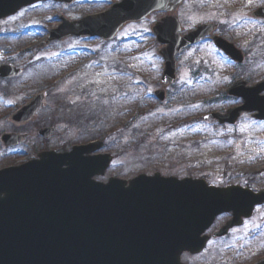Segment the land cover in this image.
<instances>
[{
	"label": "rangeland",
	"instance_id": "1",
	"mask_svg": "<svg viewBox=\"0 0 264 264\" xmlns=\"http://www.w3.org/2000/svg\"><path fill=\"white\" fill-rule=\"evenodd\" d=\"M262 6L263 0H185L176 12L182 34L200 24L216 23V34L247 52L248 62L235 65L210 40L203 41L176 58L178 81L165 89L162 102L154 97L161 89L163 63L155 53L160 46L151 37V18L124 27L108 45L66 40L40 50L47 30L57 25V14L70 10L56 5L22 10L0 35L5 62L22 68L20 77L0 84V137L4 133L26 137L12 149L0 143V170L25 164L39 153L63 154L73 146L99 142L102 147L95 155L112 156L104 176L94 178L102 183L155 173L183 178L261 172L264 187V123L244 115L234 127L201 120L208 112H223L241 102L226 95L235 80L250 85L259 76L263 79L264 21L250 18ZM71 11L90 12L84 1ZM127 39L134 42L126 43ZM196 77L203 82L199 87L193 81ZM39 93L47 97L36 116L21 126L11 124L9 116ZM203 98L213 99L209 109L202 110ZM48 128L54 133L45 140L39 130ZM231 249L228 241L209 243L200 256L181 260L232 264Z\"/></svg>",
	"mask_w": 264,
	"mask_h": 264
},
{
	"label": "water",
	"instance_id": "2",
	"mask_svg": "<svg viewBox=\"0 0 264 264\" xmlns=\"http://www.w3.org/2000/svg\"><path fill=\"white\" fill-rule=\"evenodd\" d=\"M48 0H0V19L20 8ZM72 2L73 0H54ZM183 0H122L104 14L63 23L49 31L46 43L68 37L111 40L127 23L145 19L152 12H173ZM264 20V7L251 14ZM216 25H200L181 37L175 17H165L152 29L157 50L163 59L162 88L176 82L175 57L189 46L209 37ZM214 46L234 62L242 63V53L220 37ZM42 45L41 47H43ZM17 72L0 69V77ZM264 83L246 88L241 81L227 93L243 100V106L224 115H211L221 124H233L241 112H257L264 120V98L258 94ZM161 101L163 93H155ZM43 96L34 98L11 117L26 123L42 107ZM52 130L40 131L47 139ZM6 147L19 140L4 135ZM100 144L73 148L69 154L45 153L17 168L0 171V252L6 246L22 244V264H181L183 253L198 254L206 244L200 235L221 213L245 214L243 195L234 191L207 188L203 182L175 178L139 176L130 181L109 179L106 184L93 180L103 176L109 156L84 157ZM264 201V194H262ZM235 224L228 223L217 236ZM261 264H264L261 263Z\"/></svg>",
	"mask_w": 264,
	"mask_h": 264
},
{
	"label": "flooded vegetation",
	"instance_id": "3",
	"mask_svg": "<svg viewBox=\"0 0 264 264\" xmlns=\"http://www.w3.org/2000/svg\"><path fill=\"white\" fill-rule=\"evenodd\" d=\"M80 1V0H79ZM87 3L88 10L90 12H83L81 14L74 15L71 11L74 4L65 5L64 3L47 2L56 6H61L66 10L65 13H59L57 15V28L63 22H75L84 17L100 15L107 12L115 3L121 2V0H81ZM22 15V10L12 18L7 19L4 22H0L1 31L6 30L8 26L7 22ZM164 14H152L149 18L152 19V27L155 23L164 17ZM148 18V19H149ZM132 25L128 24L125 27ZM132 39L125 40L129 43ZM247 52L244 53V60L246 59ZM0 61H3V56L0 54ZM248 62V59L245 63ZM250 74L253 71H250ZM253 75H255L253 73ZM259 75V74H258ZM250 76V75H247ZM257 81H253L248 86H253L263 81L261 76ZM248 80L249 77H248ZM264 96V92L260 94ZM236 106H240V103ZM233 106V107H236ZM264 122V121H263ZM261 172H224L215 173L213 177H208L206 174L193 175L196 178L202 179L205 183L218 189L232 188L235 194H240V190L246 191L243 195V200L246 202L245 208L248 210L250 206H253L252 213L249 217L241 216L240 220H237L236 226L228 231V234L223 238L213 239V235L218 232L227 222H230L233 218H238L240 215L238 212H228L215 219L209 230L204 233V237L209 238V243H220L228 241L230 244L232 264H261L264 262V202L263 198L259 195L264 192V187H261V179L258 177ZM239 190V191H238ZM245 196V197H244ZM10 249V252H0V264H22V244H15L12 246H6V249ZM250 248V250H248ZM248 253V254H245ZM182 257H192L188 254H184ZM183 264H186L182 262Z\"/></svg>",
	"mask_w": 264,
	"mask_h": 264
}]
</instances>
